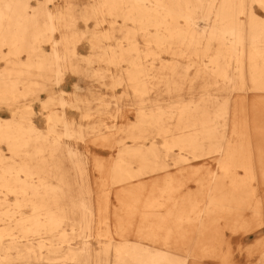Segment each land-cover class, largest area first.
Returning a JSON list of instances; mask_svg holds the SVG:
<instances>
[{"label": "bare ground", "instance_id": "obj_1", "mask_svg": "<svg viewBox=\"0 0 264 264\" xmlns=\"http://www.w3.org/2000/svg\"><path fill=\"white\" fill-rule=\"evenodd\" d=\"M30 1L0 0V108L8 111L0 116V264H192L191 253L183 258L167 243L172 230L183 236L191 228L198 239H211L218 230L205 223L221 219L232 238L248 231L241 211L259 216L260 204L253 200L251 150L243 143L249 121L237 111L246 103L264 105V16L254 12L264 14V0H96L76 13L75 0L64 9L50 8L51 0ZM103 17L109 30L74 27L78 19ZM114 30L122 34L115 45L108 43ZM83 41L101 53L78 54ZM73 57L86 62L82 78L124 87L111 111L101 94L55 92L64 70L78 66ZM94 62L126 68L106 72ZM34 101L50 110L44 127L34 121ZM123 103L135 108L124 125L117 122ZM67 105L82 118L105 112L114 122H76L66 116ZM87 141L116 148L110 167L92 160L99 172L107 170L108 182L100 185L109 188L97 193L104 215L92 199L89 160L72 144ZM209 154L217 155V169L196 180L204 191L181 194L185 175L198 172L191 162ZM236 167L245 178L235 175ZM111 195L129 217L143 207L136 239L110 235ZM94 219L106 231L93 238ZM127 221L117 228L132 224ZM209 243L201 254L211 258L216 249Z\"/></svg>", "mask_w": 264, "mask_h": 264}, {"label": "rangeland", "instance_id": "obj_2", "mask_svg": "<svg viewBox=\"0 0 264 264\" xmlns=\"http://www.w3.org/2000/svg\"><path fill=\"white\" fill-rule=\"evenodd\" d=\"M67 0H51L48 2V5L50 8H54L56 6L63 7V9L66 7L67 3L65 2ZM96 0H83L80 4L76 2V6H74V13L79 12L85 4L94 3ZM36 0H31L30 3H35ZM254 12L258 15L264 16L261 9L255 8ZM104 19L101 21H97L95 18H90L88 20L78 19L74 23V27L76 29H95V30H109L110 27L108 25L109 19L107 17H103ZM98 19H100L98 17ZM117 24H120L123 22L121 17H116ZM131 25V23L129 24ZM77 26H82V28H78ZM118 26V25H117ZM117 30H114V35L108 40L109 44L115 45V43L119 40V38L122 36L120 32H115ZM58 32H54L55 36H59ZM137 42L139 46H141L142 39L139 34H137ZM49 47L47 45L44 46V49H48ZM77 48H79L77 50ZM76 50L78 51V54L92 56L93 54L101 53V51L93 50L89 47V45L86 42H82L79 46H77ZM2 50L5 51L6 47H2ZM85 56V57H87ZM26 57L25 53H21L19 55V58L23 59ZM140 57V56H139ZM167 57L168 56H165ZM163 57V58H164ZM74 58V57H73ZM71 62L74 65H78L75 68L68 67L64 70V76H62V80L59 83V85L54 86L55 92H59L60 90L69 91L70 93L76 92V94L79 97H86L90 94L98 95L101 94L103 99L106 101L104 103H108V110L111 111V108L113 106L114 101H121L123 100L120 98V96L123 94L124 87L122 85H116V87H111L109 84V79L105 78L106 85H100L95 83L94 81H91L87 77H81L80 72L82 73L85 68H87L86 62L82 58L81 60L77 57L74 59H71ZM5 66L4 59L0 60V69ZM123 67H114L105 65L103 62L98 63H92V67L95 68H104L106 72H115L118 71L121 68H126L125 64L122 65ZM89 69V68H88ZM76 82L78 85V89L74 90L72 82ZM234 95L235 92L233 93ZM45 93H40V97H44ZM151 98H157L156 93L154 92L151 95ZM249 102L250 100H246ZM90 104L93 106V109L95 106V101H90ZM251 104V103H250ZM35 115H34V121L36 124L40 127H44L45 125V119L46 114L49 113L50 110H41L39 106L38 101H34L32 105ZM58 108V106H56ZM121 120L117 121L118 124H126L127 122H131L135 117V108L134 106L130 107L127 103H123V106L121 107ZM93 111V110H92ZM253 111H256L253 112ZM237 117L239 119H246L249 121L247 123V126L242 127V133H244L247 136V139L243 142L247 145L251 150V154L249 155V161L250 166L252 168L253 172V187L255 189L253 200L259 202L260 204V215L259 216H253L252 210L250 208H244L242 209V219L246 220L249 223V230L242 232L241 236L237 238L230 237L229 231L230 229L227 227H224V220H218L216 223H209L206 222L205 225L210 226L211 228H208L209 231L211 229L218 230L217 232L213 233V236L211 239H198L196 231L191 228L184 229V234H180L179 229H174L172 232H170L168 235L171 236V238H168V242L170 244V248L177 253V255L181 257H185V255H188L191 253L194 257L188 258L192 264H264V258L261 256V253L264 252V121L256 122L258 117H262L264 115V105L263 106H257L250 107L246 103V106L242 107L241 109H238ZM65 114L66 116H69L70 118L74 119L76 122H85V124L90 122H97V119L100 117L104 120L103 122L106 125H111L114 121L112 116L109 113H100V114H93L91 118H82L80 115L79 109H76L75 107L68 106L65 107ZM8 111L2 107L0 108V116H7ZM100 125L102 123H96V125ZM106 133H109L106 131ZM110 133H112L110 131ZM128 144L130 142L127 140ZM76 149L81 151L83 154L80 155V157H87L89 160V163L87 164L88 172H89V182H90V190L94 193H96L93 196V200L95 201V206L100 209V212L102 215L104 213L102 210L104 209V200H102L104 197H100L97 195V193L102 188H109L107 186H101V181L108 182L107 179V170L101 169V172L96 168L97 166L93 165L92 160L93 159H100L101 166L103 168L110 167L111 160L115 156L116 148L114 147H99L97 145H92L91 143L87 141V144H82L80 142L72 143ZM244 144V145H245ZM246 146V145H245ZM5 153H7L6 150H3ZM217 155L215 154H209L206 157L202 156L199 157L195 163V169L198 170L196 175H185L186 178V184H188V187L183 186L181 188V194L189 193V191L193 193L199 192L197 195H199L204 190L202 189L201 192L198 191L199 187L197 186L196 180L199 179V177L205 176L206 173H204L205 170H215L217 169ZM171 161V160H169ZM242 164V163H241ZM245 164V162H243ZM234 171L237 173L235 174L237 177H242L245 173V170L240 167H236ZM103 175L102 179L100 176ZM243 178H245L243 176ZM230 183V181H226V184ZM228 186V185H227ZM120 185H114L110 187L112 191H118V188ZM229 187V186H228ZM188 188V189H187ZM205 188V187H204ZM114 195L109 196L110 199V205L109 210H107L108 218L106 221L108 222V225L110 226L108 230H110V235L113 236V239L115 241H119L120 238H128L130 240L136 239L137 235V224L136 222L140 220L139 213L143 212V207H141V204L137 206V210L135 211V215L133 217L127 216V213L123 212V210H118V204L115 201ZM126 198V197H125ZM129 201L128 203H132L131 197L127 198ZM101 219V218H99ZM98 219V220H99ZM127 219L132 223L129 226H121L117 228V223L119 220H123V222H128ZM94 223L92 230V237L96 236L97 233L100 231L101 233L105 232L103 223L104 221L101 220L98 222V220ZM93 221V222H95ZM103 221V222H102ZM246 227V228H248ZM111 231L113 233H111ZM217 235V236H216ZM216 236V237H214ZM94 238V237H93ZM213 239V240H212ZM209 240L212 241V245L215 247V255L213 257L209 256H202L201 254V248L203 245L211 244L209 243ZM94 241V239H92ZM158 243V242H153ZM160 243V242H159ZM94 246V244H93ZM96 246V244H95Z\"/></svg>", "mask_w": 264, "mask_h": 264}, {"label": "crops", "instance_id": "obj_3", "mask_svg": "<svg viewBox=\"0 0 264 264\" xmlns=\"http://www.w3.org/2000/svg\"><path fill=\"white\" fill-rule=\"evenodd\" d=\"M78 4H80L83 0H75ZM78 28H82V26H77Z\"/></svg>", "mask_w": 264, "mask_h": 264}]
</instances>
